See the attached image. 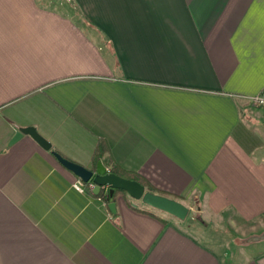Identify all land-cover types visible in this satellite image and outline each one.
<instances>
[{"label": "crops", "instance_id": "obj_1", "mask_svg": "<svg viewBox=\"0 0 264 264\" xmlns=\"http://www.w3.org/2000/svg\"><path fill=\"white\" fill-rule=\"evenodd\" d=\"M263 92L264 0H0V264H264L224 253L264 220ZM28 127L51 149L10 145ZM54 152L202 227L120 191L112 214Z\"/></svg>", "mask_w": 264, "mask_h": 264}, {"label": "water", "instance_id": "obj_2", "mask_svg": "<svg viewBox=\"0 0 264 264\" xmlns=\"http://www.w3.org/2000/svg\"><path fill=\"white\" fill-rule=\"evenodd\" d=\"M24 135H30L45 150L51 149V144L43 138L34 127L20 129L11 140L10 145L15 144ZM53 155L61 165L71 171L84 183L92 182L95 184L93 193L96 196L103 195L106 198L113 200L116 192L120 191L127 193L132 199L142 201L144 205L171 215L180 221H185L190 214L189 207L182 202L160 194L151 193L147 191L146 187L140 182L116 175L108 170L102 163H98L96 170L91 171L79 164L65 159L58 153L54 152ZM108 208L112 214H116L117 203L111 201L108 204Z\"/></svg>", "mask_w": 264, "mask_h": 264}, {"label": "rangeland", "instance_id": "obj_3", "mask_svg": "<svg viewBox=\"0 0 264 264\" xmlns=\"http://www.w3.org/2000/svg\"><path fill=\"white\" fill-rule=\"evenodd\" d=\"M190 212L191 218L189 217L187 221L192 226H189V228L191 229L194 226L202 227V225L199 224L201 221H199L200 218L198 211L195 209H190ZM251 225L243 224V226L238 227H226L224 233L227 235V240L233 243L230 242V244L227 245L224 253L232 252V254L236 256L239 250H245L250 252L251 255L256 256L264 252V220H258ZM237 247H239V249ZM237 249L238 252L236 253ZM217 251H220V249Z\"/></svg>", "mask_w": 264, "mask_h": 264}, {"label": "built area", "instance_id": "obj_4", "mask_svg": "<svg viewBox=\"0 0 264 264\" xmlns=\"http://www.w3.org/2000/svg\"><path fill=\"white\" fill-rule=\"evenodd\" d=\"M254 105L260 107L264 110V92L260 95H257L251 99ZM74 189L80 193H85L86 191H93L95 189V184L92 182L84 183L82 180L77 179L73 184Z\"/></svg>", "mask_w": 264, "mask_h": 264}, {"label": "trees", "instance_id": "obj_5", "mask_svg": "<svg viewBox=\"0 0 264 264\" xmlns=\"http://www.w3.org/2000/svg\"><path fill=\"white\" fill-rule=\"evenodd\" d=\"M127 179H130V180H135V181H137V178H135L134 176H127L126 177ZM147 191H149V192H151V193H154V194H156L157 192L155 191V190H153V189H151V188H147ZM158 194V193H157ZM162 196H165V197H168V198H171V197H169V196H167V195H165V194H161ZM172 199H174V198H172ZM106 200L110 203L112 200L111 199H109V198H106ZM176 200V199H175ZM148 214H150V215H152V216H158L156 213H154V212H152V211H146Z\"/></svg>", "mask_w": 264, "mask_h": 264}]
</instances>
